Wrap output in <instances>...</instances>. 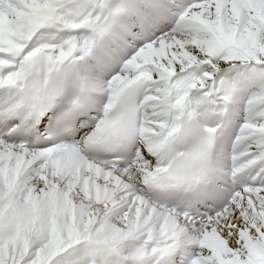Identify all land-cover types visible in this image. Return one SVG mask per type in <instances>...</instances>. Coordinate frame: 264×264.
I'll return each mask as SVG.
<instances>
[{"label": "snow or ice", "instance_id": "obj_1", "mask_svg": "<svg viewBox=\"0 0 264 264\" xmlns=\"http://www.w3.org/2000/svg\"><path fill=\"white\" fill-rule=\"evenodd\" d=\"M0 264H264V0H0Z\"/></svg>", "mask_w": 264, "mask_h": 264}]
</instances>
